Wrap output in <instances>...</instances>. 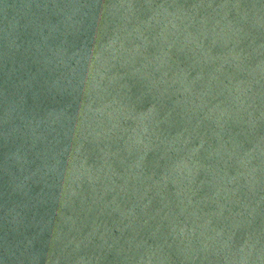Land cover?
<instances>
[{
	"label": "water",
	"instance_id": "water-1",
	"mask_svg": "<svg viewBox=\"0 0 264 264\" xmlns=\"http://www.w3.org/2000/svg\"><path fill=\"white\" fill-rule=\"evenodd\" d=\"M68 4L106 7L68 28ZM261 4L0 0V253L21 210L36 264H233L264 242ZM66 51L97 86L53 104Z\"/></svg>",
	"mask_w": 264,
	"mask_h": 264
},
{
	"label": "clouds",
	"instance_id": "clouds-1",
	"mask_svg": "<svg viewBox=\"0 0 264 264\" xmlns=\"http://www.w3.org/2000/svg\"><path fill=\"white\" fill-rule=\"evenodd\" d=\"M106 6L100 4H85V5H65V18L66 27L72 28L79 21L75 19L77 13L81 9H103ZM123 7V6H122ZM131 7V5H128ZM151 7V6H150ZM156 7H163L162 5ZM256 8L257 6L253 5ZM260 9H264V4L258 6ZM87 15V13H84ZM94 19L96 17H93ZM7 61V50L5 53ZM75 56L74 53L65 52L62 58L55 61L57 68L66 69V71L60 72L59 75L56 71L49 76L45 82V92L48 98L53 104L57 102V98L64 99L67 103H71L75 96L78 94V90L85 83L86 78H90L93 82L95 77L91 71L87 68L77 69L72 65V59ZM82 73V74H81ZM97 85L93 83V87ZM9 92L8 87L5 88L4 105H5V125L7 126L10 119H14L18 114L19 104ZM31 124L35 125V129H40L46 125L47 121L44 119H37L32 117ZM43 168H47V163L43 165ZM43 168L38 171L43 174ZM33 179L32 176L26 178L27 182ZM20 220L13 224L7 219L6 216V231L3 238L2 253H0V264H36V262L42 259L46 254L35 246V238L29 236L25 232V224L23 221V210L19 213ZM233 264H264V242L260 240H253L252 243L242 246L233 254Z\"/></svg>",
	"mask_w": 264,
	"mask_h": 264
}]
</instances>
